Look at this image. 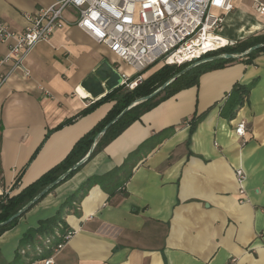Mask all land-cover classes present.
<instances>
[{"label": "crops", "instance_id": "crops-1", "mask_svg": "<svg viewBox=\"0 0 264 264\" xmlns=\"http://www.w3.org/2000/svg\"><path fill=\"white\" fill-rule=\"evenodd\" d=\"M54 2L0 0V22L21 33L25 14ZM235 7L222 30L232 28L234 36L225 41L264 34V14L251 0H235ZM64 15L66 25L28 56L30 78L18 72L2 83L12 63L0 65V195H17L62 162L116 101L78 115L122 87V74L136 78L76 26L74 9ZM11 44L0 40V60ZM159 69L145 71L143 80ZM240 86L251 90L229 99ZM241 121L247 131L238 138ZM117 168L115 182L131 173L123 187L112 179L113 187L80 191L89 178ZM238 169L246 177L243 195ZM58 211L64 223L50 234L73 236L56 254L37 255L47 236L37 231L40 222ZM48 257L53 264H264V53L201 74L197 85L143 114L0 236V264H45Z\"/></svg>", "mask_w": 264, "mask_h": 264}, {"label": "built area", "instance_id": "built-area-1", "mask_svg": "<svg viewBox=\"0 0 264 264\" xmlns=\"http://www.w3.org/2000/svg\"><path fill=\"white\" fill-rule=\"evenodd\" d=\"M251 1L255 11L264 14V0ZM68 9L77 12L78 28L108 46L134 71V80L128 74H122L121 80L122 86L133 90L150 68L193 64L225 48L219 46L218 39L222 37L227 16L235 12L236 7L235 0H55L47 8L25 14L27 26L21 33L0 22V40H13L9 53L0 60V65L12 63L10 73L2 76V83L18 72L24 79L30 78L25 66L28 56L39 43L48 42L66 25L64 13ZM237 43L229 41L227 46ZM235 57L244 56L241 53ZM246 131V122H239L235 128L237 137L243 138ZM236 174L243 195L246 177L242 169ZM72 236L71 232L49 234L33 252L56 254ZM45 264H53L52 257H48Z\"/></svg>", "mask_w": 264, "mask_h": 264}, {"label": "trees", "instance_id": "trees-1", "mask_svg": "<svg viewBox=\"0 0 264 264\" xmlns=\"http://www.w3.org/2000/svg\"><path fill=\"white\" fill-rule=\"evenodd\" d=\"M259 44H264V34L240 41L233 47H225L218 52L211 53L210 55L207 56V58H214L224 54H233V55L241 54ZM261 53H264V47L259 50L251 52L250 54H248L247 56L241 59L238 58L214 59L210 62L198 65L192 68L191 70L186 71L184 74L181 73L187 70V68L190 67L191 64H185L179 67L164 66L159 70H157L155 73H153L151 76H149L147 79L143 80L140 84L137 85L135 89L125 90L124 89L125 87L122 86L118 90L112 91L101 100L90 105L85 110H83L78 116L81 117L91 113L103 103L116 101L115 105L109 111L107 116L91 132H89L87 135H85L81 140L77 142L73 150L62 162H60L58 165H56L51 170L46 172L36 182H34L30 186L22 190L17 195L10 196L9 194L6 193L0 195V224L6 222L13 215L19 212L22 208H24L26 205L32 202L33 199L37 197L45 188H47L49 185L57 181L62 175H64L72 167H74L75 164H77L79 161L85 158L89 154L90 150L92 149L95 143L96 146L92 154L90 155L88 161L94 158L100 151L103 150V148L107 144H109L113 139H115L118 135H120L127 127H129L135 121L139 120L143 114L152 110L153 108L158 106L162 101L169 99L170 97L174 96L181 90L197 85L201 74L212 70L225 68L227 65L235 62L236 60H241L243 62L250 63L251 61H253V59H255L257 55ZM179 74L181 75L178 78H175L164 90H162L156 96L135 105V103L138 100H141L142 98L151 95L156 90L161 88L165 83L169 82L176 75ZM250 90L251 87L240 86L234 88L232 93L229 95V99H232L233 95L234 94L236 95L238 93L242 95H247L250 92ZM241 99L242 96L240 95V100ZM129 107H131V109L128 110L118 121H116L104 133V135L99 139V141L96 142L97 135L102 133L104 128L109 123L114 121L115 118H117L125 109ZM231 114L232 116H234L235 114L234 110L231 111ZM203 118L204 115H200L192 119L193 122L191 127V134H193V132L196 129V126ZM75 119L76 118L70 119L66 121L65 124H70ZM173 130H174L173 128L164 130L162 134H165L166 132L167 133L171 132ZM81 167L71 171L63 181L55 185L53 188H51V190L47 194H45L38 201L33 203L31 207L26 211V213L32 207H34L39 201H41L44 197H46L49 193L54 191L59 185H61L63 182L67 181L68 179L72 178L81 169ZM119 172L120 169L117 168L112 172L105 174L103 176H93L83 184V186L80 188V191L96 184H101L105 188L106 187L105 185L109 184L110 182H111L110 186L112 185V187H113V182L116 187L117 186L123 187L126 184V181L128 180V177H130L131 173L128 174L126 179H121L118 182H115V178L118 176ZM21 176L22 174L18 175L16 179V184L20 182ZM112 179H114V181ZM24 215L25 214H23V216ZM20 218L13 220L9 224L0 225V236L6 231L13 228L18 223ZM63 223L64 220L62 217V212L58 211L55 216L41 221L37 231L41 232L42 234L49 235L54 231L55 228L59 226V224H63ZM31 234L32 233L30 232L27 235V237H29Z\"/></svg>", "mask_w": 264, "mask_h": 264}, {"label": "water", "instance_id": "water-1", "mask_svg": "<svg viewBox=\"0 0 264 264\" xmlns=\"http://www.w3.org/2000/svg\"><path fill=\"white\" fill-rule=\"evenodd\" d=\"M264 47V44H259V45H256L252 48H250L249 50L243 52V56H247L248 54H250L251 52L253 51H256V50H259L261 48ZM218 58H223V59H233V58H236L235 55L233 54H224V56L220 55L218 57H214V58H206V59H203L201 61H195L193 64H191L190 67L187 68V70H185L184 72H182L181 74H184L186 71L188 70H191L192 68L198 66V65H201L203 63H207V62H210L214 59H218ZM181 74L179 75H176L172 80H170L169 82L165 83L161 88H159L158 90H156L154 93H152L151 95L145 97V98H142L141 100H138L136 104L140 103V102H143V101H146L154 96H156L158 93H160L162 90H164L175 78H178ZM131 107L125 109L117 118H115L114 121H112L111 123H109L103 130L102 133L98 134L97 137H96V140H98L100 137H102L104 135V133L116 122L118 121L128 110H130ZM96 146V143L93 145L92 149L90 150L89 154L83 158L81 161H79L77 164H75L74 167H72L67 173H65L64 175H62L57 181H55L54 183H52L51 185H49L47 188H45L37 197H35L33 199L32 202H30L28 205H26L24 208H22L19 212H17L15 215H13L10 219H8L6 222L4 223H1L0 225H6V224H9L11 223L13 220L17 219V218H20L23 216V214L26 213V211L31 207V205L33 203H35L36 201H38L41 197H43L45 194H47L51 188H53L55 185H57L58 183H60L61 181H63L71 171L73 170H76L77 168L83 166L89 159L90 155L92 154L94 148Z\"/></svg>", "mask_w": 264, "mask_h": 264}, {"label": "rangeland", "instance_id": "rangeland-1", "mask_svg": "<svg viewBox=\"0 0 264 264\" xmlns=\"http://www.w3.org/2000/svg\"><path fill=\"white\" fill-rule=\"evenodd\" d=\"M233 32H234V30L232 29V28H226V30L223 32V33H221V36H234V34H233ZM258 35H260V34H256V35H252V36H249V37H247L246 39H249V38H253V37H256V36H258ZM226 47H233V46H226ZM220 51V50H219Z\"/></svg>", "mask_w": 264, "mask_h": 264}, {"label": "bare ground", "instance_id": "bare-ground-1", "mask_svg": "<svg viewBox=\"0 0 264 264\" xmlns=\"http://www.w3.org/2000/svg\"><path fill=\"white\" fill-rule=\"evenodd\" d=\"M218 40L219 46L221 47L227 46V44L229 43L228 41H225L222 37H220Z\"/></svg>", "mask_w": 264, "mask_h": 264}]
</instances>
